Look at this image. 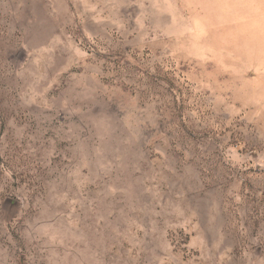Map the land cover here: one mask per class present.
Segmentation results:
<instances>
[{"label": "rangeland", "instance_id": "1", "mask_svg": "<svg viewBox=\"0 0 264 264\" xmlns=\"http://www.w3.org/2000/svg\"><path fill=\"white\" fill-rule=\"evenodd\" d=\"M0 264H264V0H0Z\"/></svg>", "mask_w": 264, "mask_h": 264}]
</instances>
